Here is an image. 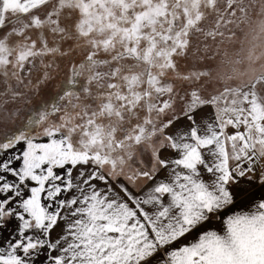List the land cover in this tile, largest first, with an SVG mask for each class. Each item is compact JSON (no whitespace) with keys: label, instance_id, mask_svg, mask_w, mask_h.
Here are the masks:
<instances>
[{"label":"snow or ice","instance_id":"6c2138e0","mask_svg":"<svg viewBox=\"0 0 264 264\" xmlns=\"http://www.w3.org/2000/svg\"><path fill=\"white\" fill-rule=\"evenodd\" d=\"M218 4L0 0V264H264V71L189 66Z\"/></svg>","mask_w":264,"mask_h":264},{"label":"rangeland","instance_id":"374dc122","mask_svg":"<svg viewBox=\"0 0 264 264\" xmlns=\"http://www.w3.org/2000/svg\"><path fill=\"white\" fill-rule=\"evenodd\" d=\"M244 5H250L247 18L239 11L232 15L228 0H219V11L210 15L200 25L203 31L193 37L189 66L210 70L212 73L207 78L205 94L222 90L226 84L235 86L244 83L252 69L257 72L264 71V33L261 32V24L264 23V0H243L240 6ZM209 32L215 35H208ZM250 52L261 57L260 60L254 63L249 61ZM63 79L64 73L61 72L51 90L57 91ZM45 98L46 96L41 97L36 93L37 102ZM0 108H6L8 112L14 109L27 110L24 101L14 102L4 95H0ZM205 111L210 113L212 109ZM15 123H19V119Z\"/></svg>","mask_w":264,"mask_h":264},{"label":"crops","instance_id":"0c3cea01","mask_svg":"<svg viewBox=\"0 0 264 264\" xmlns=\"http://www.w3.org/2000/svg\"><path fill=\"white\" fill-rule=\"evenodd\" d=\"M141 159L143 158L142 156L140 157ZM217 228H219V225H216ZM188 241H182V243H187Z\"/></svg>","mask_w":264,"mask_h":264}]
</instances>
